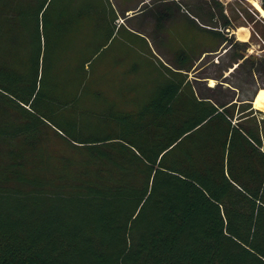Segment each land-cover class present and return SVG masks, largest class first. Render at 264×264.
I'll return each mask as SVG.
<instances>
[{
	"label": "trees",
	"instance_id": "1",
	"mask_svg": "<svg viewBox=\"0 0 264 264\" xmlns=\"http://www.w3.org/2000/svg\"><path fill=\"white\" fill-rule=\"evenodd\" d=\"M23 3H0V264H264L258 124L190 84L149 88L148 62L116 89L121 64L99 62L118 34L109 0ZM242 65L264 78V58ZM43 130L76 154L50 169Z\"/></svg>",
	"mask_w": 264,
	"mask_h": 264
},
{
	"label": "crops",
	"instance_id": "2",
	"mask_svg": "<svg viewBox=\"0 0 264 264\" xmlns=\"http://www.w3.org/2000/svg\"><path fill=\"white\" fill-rule=\"evenodd\" d=\"M256 1L260 11L251 0H109L111 7H107L116 15L110 25L117 27L118 36L127 42L141 40L135 50L138 56L129 64L146 61L154 76L163 73L164 79L153 76L146 81L149 88L170 80L182 84L181 88L190 84L199 100L236 104L235 122L243 117L247 125L252 119L264 144V112L254 106L264 86L248 66L239 67L249 57L264 58L251 55L264 54L263 0ZM254 36L260 43L256 52ZM237 54H244V59L236 61ZM113 55L111 62L105 58L102 64L122 65L123 54Z\"/></svg>",
	"mask_w": 264,
	"mask_h": 264
},
{
	"label": "rangeland",
	"instance_id": "3",
	"mask_svg": "<svg viewBox=\"0 0 264 264\" xmlns=\"http://www.w3.org/2000/svg\"><path fill=\"white\" fill-rule=\"evenodd\" d=\"M9 1L14 2V3H17V2H20V3H23V2L32 3L33 2L34 3L35 2V0H22V1L21 0H0V3L1 2L7 3ZM248 14H250L251 17H254L251 13H248ZM123 30L125 31V29H123ZM124 31H123V33H124ZM124 35L127 36L126 33H124ZM113 39L114 40L111 43H109V46L105 47L99 53V54H102V56H100V58H99V62L101 61V57H102V59L107 58L108 61L111 62L112 57L115 56L113 54H123L122 57H124V60L126 62L124 61L123 64L117 68L118 69V70H116L117 74H115V75L118 78L116 77L114 85H115V88L118 89L119 91L122 89L126 90L127 78L124 75V71L128 69L127 63L131 59L136 58L138 56L137 53L135 52V50L140 49V47H141L140 41L141 40L134 38L130 42H127V40H123V38L121 36H118L117 34H115V37ZM252 45H253L252 50L254 52H256L260 49L259 39L256 36L253 37ZM135 46H136V49H135ZM142 46H143V48L147 47L146 45H142ZM261 48H264V45H262ZM66 51H68V50H62L61 53H59V54H68ZM25 52L26 51H24V49H20V51H18L19 54H25ZM50 54H52V53H50ZM71 54H85V52H83V51H79V52L75 51L74 52V50H72ZM138 54H139V52H138ZM251 55H253V56H264V54H251ZM144 58H146V57H144ZM208 59H210V58H208ZM146 60H148V59L146 58ZM210 72L211 71H207V73H210ZM259 84L262 87L264 86V78L259 80ZM89 86H90V83H89ZM254 86L252 85V86H250V88L252 90H254L257 87L256 84ZM87 90H88V88H87ZM109 96H110V93H109ZM77 99L79 100L78 105L85 112L84 113L85 116H82V118L78 117L79 119H82V121H81L82 125L83 126L89 125L90 127L95 126L97 120L99 121V123H101V117L99 115H94V114L92 115L91 113H89L91 106L95 107L94 109H96L98 107L100 110V107L102 105L100 102V96H98L96 94H91L88 90L83 95H80L79 97H77ZM65 111L67 112V114L69 116L74 114V111H71L70 109L69 110L65 109ZM87 115H89V116H87ZM40 148L43 150H46L47 155L50 156L51 158H53V160L50 163V167H49L50 169L55 168L57 166L55 158H57L61 155L72 156V155L76 154L75 150H73L71 148V146H69L65 140L60 138L52 130H43V132L41 134Z\"/></svg>",
	"mask_w": 264,
	"mask_h": 264
},
{
	"label": "bare ground",
	"instance_id": "4",
	"mask_svg": "<svg viewBox=\"0 0 264 264\" xmlns=\"http://www.w3.org/2000/svg\"><path fill=\"white\" fill-rule=\"evenodd\" d=\"M251 2L258 8V10H261L259 4L255 0H251ZM254 106L264 112V90L259 93L257 99L255 100Z\"/></svg>",
	"mask_w": 264,
	"mask_h": 264
}]
</instances>
